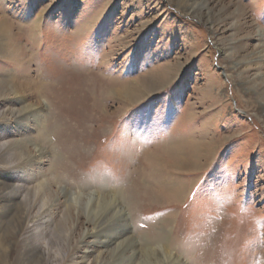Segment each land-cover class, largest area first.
Instances as JSON below:
<instances>
[{"label":"rangeland","instance_id":"obj_1","mask_svg":"<svg viewBox=\"0 0 264 264\" xmlns=\"http://www.w3.org/2000/svg\"><path fill=\"white\" fill-rule=\"evenodd\" d=\"M260 31L264 0H0V264L106 263L117 232L158 261L264 264ZM38 183L42 224L20 218ZM87 199L121 218L96 243L82 215L67 248Z\"/></svg>","mask_w":264,"mask_h":264},{"label":"bare ground","instance_id":"obj_2","mask_svg":"<svg viewBox=\"0 0 264 264\" xmlns=\"http://www.w3.org/2000/svg\"><path fill=\"white\" fill-rule=\"evenodd\" d=\"M190 13L193 14L194 11L190 10ZM258 38H260L261 40L264 39V33L262 31L259 32ZM13 87H11V88H13ZM124 95H129V92H127V90H126V92H124ZM18 102L24 103L25 98H19ZM23 109H24V111L20 112V114L23 116V119L28 118V115H30L31 117H36L35 124H41V122L38 123V121H40L39 119H41L43 117V111L42 110H36L37 107H35L33 105H29V104L27 107H25ZM26 120H28V119H26ZM15 145H18V144L16 143ZM36 145H35V148L41 154V157H42L43 156L42 150L38 149V147ZM23 150H24V147H21L19 145V148L15 149L16 153H14V155H15V157H17L21 160L20 161V162H22L21 165L24 168L28 167V170H29L33 165L38 164L39 158L36 155H34L33 153L23 154L24 153V152H22ZM21 170H23V169H21ZM29 180H30V177L28 176V181ZM42 188H43L42 183H38L36 186L33 187V193H34L33 203L28 205V210H24L23 212L20 213V218L27 216V213L29 216L30 212L32 211V209L35 206L37 207L38 205H41L43 210L37 216V219L39 218L41 221V224H42V223H44L47 215L54 210V207L56 205H58L59 202L56 199H54V197L51 194H49L48 191H42ZM181 191H182V189H179L178 192L180 193ZM9 195L10 194L7 195L6 193L5 194L1 193L0 198L3 200H6V201H14V200H12L14 198L12 196H9ZM71 208L77 210V219H76L77 224L74 223L73 228L69 227L70 218H69V216L65 217L66 221H65L64 227H69V229L67 231V235L65 236L66 237L65 243L68 245L67 248L70 247L77 229L80 228L79 221H80L82 215L86 216L87 224H88V225H86V227L82 228V231H83L82 241L83 242L85 241L86 238L89 237L97 243L98 241H96V237L102 235L101 233L104 234V232L101 231V229L104 228V225L111 223V219H114L115 217L117 218L119 216L121 218L120 211L117 209V207L115 205H113L108 200L92 201V200L87 199L86 201H84V203L71 202V205H67L68 213L71 212L70 211ZM90 212H92V214L94 216H90ZM35 222H34V224H35ZM39 224L40 223H38L37 226ZM105 231H106V229H105ZM117 235L119 236V238H117L116 244L114 245L115 241H112L110 244V246H111L110 248L114 247V250L111 253L112 254L111 259L106 263L100 262V264H186V262H183V260H181L180 258H174V257L171 258L173 253L168 247L165 248V252H164L165 260H163V261L151 259V258L147 257L146 255H144L143 253L139 254L136 252L135 244L127 238V233L117 232ZM33 242H32V240L29 241V248L32 251H39L38 246ZM90 243L87 245H90ZM106 249L108 250L109 248L104 247V251ZM41 252L43 253V255L46 254V251H44V250H41ZM168 254H170V256ZM44 264H46V263H44Z\"/></svg>","mask_w":264,"mask_h":264}]
</instances>
